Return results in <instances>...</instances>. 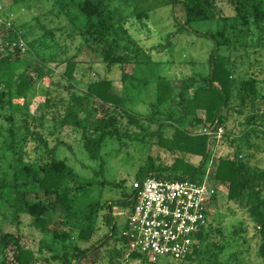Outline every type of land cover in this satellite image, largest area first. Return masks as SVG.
Returning a JSON list of instances; mask_svg holds the SVG:
<instances>
[{"label": "trees", "instance_id": "trees-1", "mask_svg": "<svg viewBox=\"0 0 264 264\" xmlns=\"http://www.w3.org/2000/svg\"><path fill=\"white\" fill-rule=\"evenodd\" d=\"M26 1L13 0V3ZM155 1L159 0H52L50 13L66 22L54 28L40 27V36L28 42L34 58L17 67L16 63L21 62L18 54L9 51L7 54L0 53V118L9 124L5 128L7 134L3 143L11 154L7 163L9 174L0 177V221L10 219L17 226L13 232L0 228V264H36L38 261L37 254L21 242L18 226L22 215L29 216L31 224L41 232L39 248L55 253V250L59 252L62 249L61 259L64 263H70V252L66 250L64 240L73 238L79 242H91L94 235L99 234L100 237L92 245L73 247L72 257L76 264H81V259L91 252L103 248L111 238L119 244L118 255L125 256L127 260L161 264L150 262L138 250H131L127 237L122 233L125 223L122 228L117 227L113 209L121 207L130 210L135 200L132 188L128 191L122 181L115 184L123 187L120 197L102 200L101 193L93 197L91 186L96 180L81 176L67 160L57 156L60 145L66 143L60 135L64 128L79 135L88 156L99 161L100 172L105 155L102 149L110 140L119 145H126L128 141L145 148L151 147L154 135L148 131V125L153 123V116L132 114L125 107V100L131 88L140 93L143 88L152 86L155 107L170 100L173 94L172 80L161 72L164 66H160L162 61L152 55L154 52L163 53L171 46L172 33L167 34L165 44L158 43L150 48L145 47L132 33L131 20L139 28L147 27L149 11L155 6ZM218 1L162 0L171 7L177 31L208 38L213 41L214 47L209 55L208 73L197 78L199 82L196 84L188 78L195 85L193 90H189L187 82L183 86L180 124L170 119L161 123L155 134L157 143L176 156L167 165L164 161L156 164L154 156L148 155L139 166L134 180L156 177L201 182L211 164L213 169L209 171V179L216 186L213 203L224 193L227 202L244 204L258 239L259 256L264 260V168H252L247 161L250 154H244L242 150V147L258 149L262 142L264 144V66H258L257 71L240 82L236 81L232 70V64L237 59L250 65L263 61L260 57L264 53V0H227L234 12L230 16L218 6ZM179 3L184 5V19L175 13ZM227 19H232L231 23H226ZM209 22L215 25L221 22V30L206 33L194 28L196 23ZM238 24L254 25L261 39L260 44L256 45L248 42L240 44L243 52L233 61L220 50L218 37L229 44L230 37L226 31L228 28L236 29ZM11 28L13 26L8 27L13 34L11 36L17 38L12 41L20 42V38H23L17 36L18 33L14 34ZM63 33L64 38H69V43L61 36ZM23 37L25 39L26 34ZM76 39L93 52V57L105 67L107 73L114 67L121 70L124 91H117L114 80L108 75L88 77L93 60L85 66V62L75 59L76 55L71 53L70 48ZM76 48L77 51L80 49L79 46ZM34 63L38 68L35 82L29 74ZM51 63L64 65L63 72L56 76V80L55 72L47 66ZM130 66L139 76L133 71L127 72ZM125 81L130 85L125 86ZM236 87L239 88V107L232 104ZM36 93L42 98L39 115L30 109V102ZM249 98L248 105L252 110L238 124L243 126L241 132L236 134L227 130L226 120L232 114L230 112H244L243 108L248 106L246 99ZM90 99L108 105L107 112L92 123ZM185 121L187 127L182 125ZM198 127L202 128L201 131L194 132ZM219 127L225 129L217 142L214 134ZM207 130L212 133H207ZM224 141L231 152L223 155L219 147ZM34 153L46 155L48 159H34ZM28 194L33 197H28ZM212 213L204 232L198 235L199 242L212 233ZM239 225L243 232L248 231L246 220L239 221ZM237 231L235 226L232 234ZM219 245L218 248H223L222 244ZM198 251L199 243L183 260L194 261ZM214 256V264L233 262V259L219 260ZM57 258L58 253L53 254L51 260ZM166 261L175 263L174 260Z\"/></svg>", "mask_w": 264, "mask_h": 264}, {"label": "rangeland", "instance_id": "rangeland-1", "mask_svg": "<svg viewBox=\"0 0 264 264\" xmlns=\"http://www.w3.org/2000/svg\"><path fill=\"white\" fill-rule=\"evenodd\" d=\"M153 5L155 6L149 11L150 18L147 21V27L139 28L138 24H136L134 20H131L132 33L134 36H137L139 41L147 48L155 46L158 43L165 44L167 34L172 33L170 36L172 41L171 46L163 53L154 52L152 55L154 58H158L162 61L160 66H164L162 67L161 72L164 76L172 80L173 94L170 100L155 107L153 105L152 86L149 89L143 88V92L140 93L131 88L127 95L128 97L125 100V107L132 114L144 117L153 116V123L148 125V131L154 135L150 142L151 147L145 148L140 144H134L128 141H126V145L125 143L119 145L118 142L110 140L102 149V152L105 155L104 165L100 172L99 161L92 160L88 156L79 141V135L77 133H73L64 128L60 134L61 138H63L66 143L65 145H60L57 156L67 160V162L71 164L81 176L88 179L94 178L96 183L91 186V195L96 197L101 193L102 200L120 197L123 187H126V189L130 191L131 183L137 176L139 166L144 162L148 155L154 156L153 158H155L156 164L160 161H164L169 165L172 162L176 155L169 153L160 146L157 143L155 134L158 133L159 125L166 121H170V119H174L177 124H180L178 120L182 115L181 95L183 93L184 84L187 82L189 90H193L195 85L192 84L188 78L193 79L196 84L199 82L197 78L206 75L209 71L208 60L210 52L214 47L213 41L198 36L192 32L177 31L174 19L171 16L170 5L163 3L162 0H159L158 2L155 1ZM218 6L222 7L224 11L229 14L228 16L234 15L233 9L227 0H219ZM52 8V0H27L25 3H13V0H0V53L7 54L9 51L12 54H18L21 62L16 63L17 67L24 65L27 60H32L34 54H32L29 49L30 46L28 45V42L40 36L42 32L40 27L45 25L54 28L66 22L63 18H57L50 13ZM175 13L180 18H185V9L182 3H179L176 6ZM231 21L232 19H227L226 23L228 22L229 24ZM10 26H13L11 30L14 34L16 33L17 35L18 33L17 36L23 38H20V42L12 41L17 38L16 36H11L13 34L8 30V27ZM236 26V29L228 28L226 31L230 37V46L229 44L222 42V39L218 37L220 50L222 53L229 55L233 61L243 52V48L240 44L248 42L251 45H256L260 44L261 39L259 31L254 25L250 24L244 26L238 24ZM147 28L149 30H147ZM194 28L199 32L216 33L221 30V22L218 23V25H215L214 22L196 23L194 24ZM23 34H26L25 39ZM8 35L11 37H7ZM64 35L65 34L63 33L61 36L64 38ZM64 40L68 43L70 41L69 38L66 37ZM76 46L80 47L78 51ZM70 51L71 53H75L76 60H82L85 62V66L90 65L87 63L90 60H93V63L91 64L92 70L88 71V77H96L98 74L100 76L108 75L114 80L117 91H124V85L120 78L121 70L119 68L114 67L111 72L107 73L105 67L93 57V52H91L85 44L80 45L78 39L73 41ZM261 56L262 57H258L263 61H259V63L255 64L251 59L253 62L252 65L247 61L245 62L244 60L241 61V59H237L232 64L233 75L236 78V81L240 82L242 79L248 78L253 71L259 69L258 66H264V53ZM253 57H255V55H253ZM35 65L36 63H34L29 70L33 82L37 80L36 76L38 68ZM47 66L50 71L53 70L55 72V80L56 76L61 74L64 69L63 64L56 65V63H51ZM131 71L137 73L134 67H127V72ZM137 74L139 76V73ZM46 79L48 78L46 77ZM125 83V86L130 85L128 81H125ZM262 88H264V85H262ZM238 95L239 88L236 87L232 98V104L234 107L240 106L238 104ZM41 99L39 93H36V96L30 102V109L36 115H39L41 112ZM246 102L248 105L250 98L249 100L246 99ZM89 106L93 113L90 123L103 116L108 110V105L97 99H90ZM245 108H243L244 112L242 113L236 114V112H230L232 114H230L226 120L227 130H231L236 134L241 132L243 126L238 124L243 122L247 115L251 114L252 110V107L249 105ZM180 122L182 123L183 121L180 120ZM8 125L9 124L5 120L0 118V177L7 173L9 174L7 163L11 154L6 148L7 146L5 147L3 143L7 134L5 128ZM182 125L187 127V121ZM201 129L202 128L199 127L195 128L194 132H199ZM224 129L225 128H222V130ZM146 138L148 137L146 136ZM261 147H264L263 142L261 143ZM261 147L258 149L253 147H250V149L242 147L244 154H250L247 158L248 164L252 168L257 167L258 170L264 168V149ZM214 150L215 147L212 152H214ZM219 152L223 155L231 152V148L227 142L224 141L221 144ZM33 156L34 159L39 158L41 161L48 159L46 155L38 156L37 153H34ZM192 159L196 160L195 157H192ZM215 161L216 160H214V162ZM166 167L167 166H165V168ZM211 168L213 169L212 166ZM100 181L102 183H100ZM122 181L124 185L123 187L115 185ZM218 188H220V186ZM30 195L31 194H28V197ZM30 197H33V195ZM212 206L214 207L211 215L213 230L207 238L203 239L201 242L198 241L199 251L196 259L192 262H185L184 260L175 261L174 264H214V261H212L213 254H215L214 257L219 260L231 261V259H233L232 264H264V260L259 256L258 239L255 237L254 229L249 220L244 204L236 201L227 202L224 193H222L219 195L217 202L214 205L212 204ZM113 211L117 227L120 229L127 219L126 209L114 207ZM241 220L247 221V232L242 231L239 225V221ZM0 225L1 229L11 232L15 231L17 227L16 224L10 221V219L4 222L0 221ZM235 226L238 231L232 234V230ZM204 230L202 232H204ZM219 230H223V234ZM18 231L21 235L22 244L27 248H31L34 253L37 254L38 261L36 264H76L75 259L72 257L73 247L76 245L82 247L90 246L100 237L99 234H95L91 242H79L77 239L73 238L64 240L63 244L66 245V250L68 249L70 252V263H64L61 259L62 249L58 250L59 252L55 250L56 253H58V258L56 260H51L53 254L56 253L53 251L48 252L45 249L39 248L42 234L31 224V218L29 216H21V223L18 226ZM219 244H222L223 248H218V246H221ZM118 248L119 244L115 242L114 238H111L103 248L97 252H91L85 258L81 259V264H148L139 260H127L125 256L118 255ZM161 264H170V261L168 262L164 259L161 261Z\"/></svg>", "mask_w": 264, "mask_h": 264}, {"label": "built area", "instance_id": "built-area-1", "mask_svg": "<svg viewBox=\"0 0 264 264\" xmlns=\"http://www.w3.org/2000/svg\"><path fill=\"white\" fill-rule=\"evenodd\" d=\"M207 133L212 132L207 130ZM219 127L214 136H222ZM207 174L203 181L148 177L133 180L134 204L126 211L123 235L131 250L145 254L150 262L181 261L199 241L212 213L215 183Z\"/></svg>", "mask_w": 264, "mask_h": 264}]
</instances>
